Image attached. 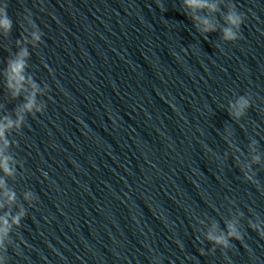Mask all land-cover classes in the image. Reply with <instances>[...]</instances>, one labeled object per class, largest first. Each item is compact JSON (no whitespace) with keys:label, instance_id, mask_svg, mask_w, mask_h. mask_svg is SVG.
I'll return each mask as SVG.
<instances>
[{"label":"water","instance_id":"obj_1","mask_svg":"<svg viewBox=\"0 0 264 264\" xmlns=\"http://www.w3.org/2000/svg\"><path fill=\"white\" fill-rule=\"evenodd\" d=\"M227 2L246 16L234 43L219 31L205 39L181 0L167 2L86 148L39 264H264V238L248 225L264 219V0ZM244 94L252 107L233 120L229 102ZM251 139L258 185L236 164ZM237 210L242 239L212 252L207 224L223 229Z\"/></svg>","mask_w":264,"mask_h":264},{"label":"clouds","instance_id":"obj_2","mask_svg":"<svg viewBox=\"0 0 264 264\" xmlns=\"http://www.w3.org/2000/svg\"><path fill=\"white\" fill-rule=\"evenodd\" d=\"M222 4L227 11L221 10ZM181 5L184 13L192 20L196 31L205 39L208 34L217 31L224 42L234 43L241 39V26L245 23L246 16L237 9L235 4L225 3V0H181ZM157 6L161 11L166 10L161 6L160 0H157ZM217 14L223 23L217 19ZM24 21L26 24H20L22 35L16 41L17 51L7 59L6 66L0 72L10 97L13 100L23 97V102L18 104L11 113L0 115V173H2L0 175V264H7L8 247L13 244L12 233L14 229L19 228L21 221L27 215V209L23 203H17V194L13 188L8 186L6 180V178H16L18 165L23 168V163L18 161L10 151L16 142L10 140L9 137L13 133L21 134L29 115L35 118L37 113L44 112L46 104L38 97L46 95L49 90L47 84L41 86L28 72L30 58L28 46L37 47L42 42L43 33L32 19L30 12L24 16ZM13 26V19L8 14V5L4 0L0 3V36L8 37ZM250 107H252L251 96L239 95L234 101L229 102L228 115L238 121L246 115ZM0 108H3V105H0ZM225 131L228 133L225 140L229 147L240 153L239 147L228 139L232 134L231 131L228 129ZM257 143L255 139H251L248 145V159L241 160L239 156L236 157V164L240 167L244 179L254 185H258L259 181L256 179L253 165H259L262 162ZM22 197L29 206H32L33 202L38 199L31 190L23 192ZM243 215V212L237 210L230 219L224 220L223 229L215 220L207 224L203 235L206 241L213 245L210 249L212 252H215L216 248L227 251L232 247L233 240L242 239L240 221ZM199 223L204 225L205 221L200 220ZM248 225L264 238V219L257 217L255 220H249ZM153 264H161L160 258L154 259Z\"/></svg>","mask_w":264,"mask_h":264}]
</instances>
